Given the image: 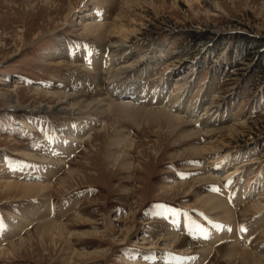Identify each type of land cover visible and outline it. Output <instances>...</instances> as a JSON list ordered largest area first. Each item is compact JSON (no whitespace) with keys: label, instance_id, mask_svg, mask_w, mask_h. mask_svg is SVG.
Here are the masks:
<instances>
[{"label":"rangeland","instance_id":"374dc122","mask_svg":"<svg viewBox=\"0 0 264 264\" xmlns=\"http://www.w3.org/2000/svg\"><path fill=\"white\" fill-rule=\"evenodd\" d=\"M85 24L133 32L118 52L120 68L103 71L120 37H83ZM52 47L65 49L73 67L46 66L42 56ZM160 52L163 78L182 79L195 65L194 82L202 84L218 72L208 113H191L194 103L176 106L178 96L164 97L173 110L160 100L119 101L123 77L131 74V94L141 91L140 80L147 87L162 58L145 65L144 77L137 73ZM135 56L142 65L120 70ZM74 68L88 72L76 85ZM97 73L105 102L122 112L91 115L85 129L81 116L19 112L0 100V182L48 187L35 199L9 201L0 192V264H240L245 253L246 263L263 264L264 0H0V92L19 91L28 107H53L43 94L59 90L83 103L100 94ZM78 86L83 92H74ZM151 111L177 118L157 122L147 118ZM228 127L238 134L218 147L213 141ZM58 231L65 239H50Z\"/></svg>","mask_w":264,"mask_h":264},{"label":"bare ground","instance_id":"6f19581e","mask_svg":"<svg viewBox=\"0 0 264 264\" xmlns=\"http://www.w3.org/2000/svg\"><path fill=\"white\" fill-rule=\"evenodd\" d=\"M47 1H50V0H47ZM97 2H99V1H97ZM72 12L70 11V13H72ZM111 29H109V27L105 28L104 26H100V25H98V26L95 25V26H92V27L91 26L88 27V24H85V26L83 28H81V30H80V35H82L83 37H89L90 38V37H93V36L95 37V35H97V37H100V38H103V40L104 39L106 40L107 37H108V36H106V34L108 32H110V31H111L112 34L113 33L115 34V37L116 36L120 37V39H121L120 42L119 41L118 42H115L114 44H112L110 46V48L111 49H114L115 51H113L114 54H112L108 59L104 60V62H103L105 64V68L103 70L104 72H108V69L111 70L112 67H119L120 68V63H121L123 57L122 56L120 57V55L118 54V52L119 51L121 52V49H123L126 46L125 43H128L130 37L133 35V32H131V31L129 32L128 30H126L124 28L122 29V28H118L117 27V28H113L112 30ZM73 47H74V45H73ZM78 47H81V46H78ZM160 49H162V48H160ZM82 50L85 53L86 49L85 48H82ZM128 51H130V50H128ZM79 52H81V51H79ZM89 54H91V52ZM77 57H79V56H77ZM159 58L160 59L162 58V59L159 60L160 63H159L158 68L156 69L157 72H154V77H152L150 80H149V78H146L144 80V82L154 83V82L157 81V79L164 81V83H166V84L169 82V83H171V87H172L171 88V94H169V96L166 93L165 94L168 97H170V98H172V97L175 98L176 96H178V99L176 98V100L178 102H175V103H177L176 106H178V103L179 104H182V105L188 104V103H194L197 106H196V108L194 107V110L191 111V113L198 114V115H205L206 114V112H205L206 109H207V113H208L210 111V109H208V107L210 106V104L208 105L209 95H211V93H213L214 90H216L217 85H216V83L214 81H210V79L207 81V83H202L201 84L200 81H197L195 83L194 82V78H193V73H194V71L196 69L195 68V65H192L188 69L186 68L187 70L190 71V73H188V75L184 76L182 79L176 77V75H178V74L173 75V76L171 75V78H170L169 75H167L166 77L163 78V75H161L159 68H160L161 65H163L162 63L165 61V59L163 58L162 52H160V53H157V57H155V58L152 57L151 60L149 58L146 61V57H145V61L146 62H145L144 65H142V62H143L142 59L141 58H137L135 56V57L132 58V61H129L128 63H126L124 66L121 67L120 70H124L125 69V70H128V71H131V70L134 71L137 66L139 67L140 65H142V67H143V66H145L147 64L149 66H153L154 63H157L158 62L157 59H159ZM42 59L45 62V64H47L46 66H49V67H62V68H65V69L72 68L73 67L72 65H70V64H68L67 62L64 61V60L67 59V51L65 49H62L61 50V49H58L57 47H52L51 49H48V52L44 53V55L42 56ZM94 59H98V58L95 57ZM76 62L80 63V61H78V60H76ZM149 66H145V70L143 72H146L149 69ZM154 67H156V66L154 65ZM119 68H118V71H119ZM74 69L76 71H79L77 73L74 72V77H75L74 78V84L76 85L77 83H79L81 81V78H78V75L86 74L88 72L81 71L80 69H76V68H74ZM74 69H71V70H74ZM84 69L86 70L85 67H84ZM148 71H150V70H148ZM184 72H186V71H184ZM183 73L181 72V74H183ZM127 74H129V72ZM137 75H142V77H144L143 75H147V72L146 73H142V74L141 73H137ZM210 75L212 77L216 78L217 83L219 82V80H220L221 77L219 76L218 72L216 73V72L211 71V74ZM159 76L161 78H158ZM131 78H132L131 77V74H129L127 77H123V82H122L121 88L127 87L126 84H130ZM102 79L103 78H102L101 74L99 75V73H97V81L95 82V84L97 85L98 91H99L100 94H99V96L96 99L89 100L88 102H83V101H85V100H83L82 101L83 103H80L78 101L79 98H75L73 96L66 95L63 92H60V90L57 91V92H53V93L47 92V93H44L43 94L45 96V98L48 97V98H50L51 100L54 101V106L53 107H50L48 105H42V106H38V107L37 106L28 107L29 105L22 106V105L19 104V97H20L19 91L17 92L16 90L12 91L10 94H3L2 92H0V100H8V102H9V104L11 106V109H16V111H19V112H21V111L22 112H28L29 111V112L35 113V112H37V110H43L44 112H47L48 113V112H52L54 109H58L57 110L58 113H65L66 112V114L69 113V114H72V115L81 116V117H83V120H81V122L79 123V125H80L81 129H85L86 126H88L90 124L89 123V116H91V115H94L95 114V115L107 116L108 117V116L114 115L115 113H121L122 112V111H120L121 108L119 106H115V105H112V104H108V102L107 103L105 102L106 98L103 95V88H102V84H101L102 83ZM185 81L188 82V85H189V83H191V84L189 86L187 85L186 86L187 88H183L182 91L177 92L176 94H173V87H175L177 84L185 83ZM141 82H143V80H140L138 83H141ZM203 85H205L204 88H203ZM59 86L60 87H65V88L67 87L65 83L60 84V85H58L56 87H59ZM53 87H55V86H52V87L50 86V87H48V89H52ZM82 87L83 86H78L75 89L77 91H74V92H83L82 91ZM131 90H133L132 87H131ZM187 90H188V93L190 94V99H191V96L194 93L196 94V99L194 101H189L190 99L188 100L187 98H186V100H184V98H185L184 95L187 92ZM68 91H70V90H68ZM95 92H97V89H95ZM130 92L132 93V91H130ZM130 92H129V95L131 96L132 99H136L138 97V96L137 97H134V95L131 94ZM123 93H125V89H124V92ZM189 94H187L185 96H188L189 97ZM32 95L40 96V95H42V93L39 92V91H35ZM160 95H162V94H160ZM231 96L234 97L235 95H231ZM152 97L151 98L148 97V103L149 104L150 103L151 104H154L155 103ZM164 97H165V95L163 96L162 99H160V103L161 104L169 107L170 110L177 109V107H175V105H174L175 103L172 102L173 99L172 100L169 99V98H166L165 99ZM70 101H74V105L73 106H71ZM181 102H183V103H181ZM121 103H123V104H129L130 102L124 100ZM206 105H208V106H206ZM172 106H174V107H172ZM121 107H123V106H121ZM190 107L191 106H187V109L189 110ZM151 112H150V114L147 115V118H150V120L154 119L157 122L164 121L165 123L167 122V123L170 124V123H173V121H176V120H173V119H176L177 118V117H174L173 118V115H172V117H168L165 114H161V112H158V111H151ZM38 115H36V117H39L40 118L44 114L43 113H38ZM27 119L29 121V120H32L33 118H30L29 116H27ZM73 119L75 120V118H73ZM44 125L45 124L42 123V126H44ZM21 126H24L25 128L27 127L26 129H28L30 131V133H33V128L25 125L24 122H22ZM49 128H51V127L49 126ZM65 129L64 130H59V131H62L61 134L63 133V131H65ZM68 131H69L68 133H72L74 130H73L72 127H70L68 129ZM211 133H216V132L210 131L207 134L211 135ZM61 134H59V135H61ZM237 134L238 133L236 132V130L233 127H228L226 129L220 131L219 135H220V138L221 139L219 141H213V143H216L218 145V147H220L222 145V143H223L224 140H228V139L229 140H232L233 137L236 136ZM64 139L66 141L68 140L64 136V138L62 139V142H64ZM56 140H58V139L56 138ZM57 143H60V141H57L56 144ZM216 148H217V146L214 147V148H212V149H208L207 152H213V151L216 150ZM58 151H59V149H58ZM47 190H48V187L47 186L38 185V184L37 185H31V184L21 185V184H13V183L3 184V183L0 182V192L2 193L3 197L4 196L7 197V200H9V201L10 200H18V199L20 200V199L43 198V197H45V195L47 193ZM21 207H23V206L20 205L19 209ZM18 210L17 211L15 210L13 213H14V215L15 214H18L19 218L22 220L25 217L20 216V214L18 213ZM223 213H222V216H223ZM51 228H52V226L51 225L50 226L48 225V227L46 228V231L47 230H50ZM89 235H91V234H89ZM43 238H44V236H43ZM56 238H60V239L63 238V239H65V233L63 231L54 232V234L51 235V238L50 239L53 240V239H56ZM231 254H234V253H231ZM236 255H238V254H236ZM248 255L249 254H246V253L245 254H241V256L239 255V257H240L239 258L240 264H245L247 262ZM249 259L250 258H248V261L249 262L246 263V264H249L250 263L251 260H249ZM259 263H260V261H256L255 262V264H259Z\"/></svg>","mask_w":264,"mask_h":264},{"label":"crops","instance_id":"0c3cea01","mask_svg":"<svg viewBox=\"0 0 264 264\" xmlns=\"http://www.w3.org/2000/svg\"><path fill=\"white\" fill-rule=\"evenodd\" d=\"M208 79H210V81H214V82L216 83V85H217V80H216V78H214V77H212V76L210 75V77H209ZM0 235H1V234H0Z\"/></svg>","mask_w":264,"mask_h":264}]
</instances>
